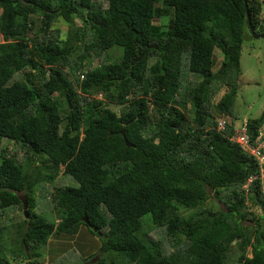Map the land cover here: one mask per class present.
Here are the masks:
<instances>
[{"label": "trees", "instance_id": "16d2710c", "mask_svg": "<svg viewBox=\"0 0 264 264\" xmlns=\"http://www.w3.org/2000/svg\"><path fill=\"white\" fill-rule=\"evenodd\" d=\"M249 24L264 35V0H0V218L20 213L0 264L81 228L80 264H264V195L241 190L256 161L229 141Z\"/></svg>", "mask_w": 264, "mask_h": 264}, {"label": "rangeland", "instance_id": "374dc122", "mask_svg": "<svg viewBox=\"0 0 264 264\" xmlns=\"http://www.w3.org/2000/svg\"><path fill=\"white\" fill-rule=\"evenodd\" d=\"M158 23L162 25H167L168 18H162L158 21ZM77 24L79 25L78 22ZM55 27L59 29L61 37H64L67 30L66 24L62 20H58L55 23ZM0 42H2L1 36H0ZM113 49H117V48H113ZM117 50L120 51V49ZM218 52H219L218 50H215V54H218ZM114 54L117 55V52L115 51ZM217 58L219 61L221 59V56L216 57V59ZM218 64L219 62L217 63V66ZM93 65L94 66L98 65L97 59L93 61ZM213 70L215 72L217 70V67L214 68ZM223 93L224 90L220 92L219 96H221ZM263 107H264V38L255 39L247 35L242 44L241 76L238 82V91L234 102V107L232 110V117L234 116V118H236L238 121H241L245 118L255 119L261 115ZM108 108L115 112H119L120 110V106H116V105H110ZM64 125H65V121L61 124L60 130L64 128ZM8 147H11L12 149L10 153L14 152L15 150L18 151L17 147L12 143H9ZM16 157L18 162L23 161V156L20 152L17 153ZM31 168L32 167L30 166L29 169ZM60 176L61 174L59 175V177ZM60 180H62V178H59L55 182V185L53 186H56L57 183L60 182ZM69 183L72 184L71 179H69ZM47 187H49L48 184L45 185L46 190L43 192V194L39 192L38 195H36L37 196L36 198L39 203L43 204L50 199V192L52 189L48 190L50 189V187L48 189ZM37 191H39L38 187H37ZM207 206H209V208L215 211L218 209L224 210V206H222L215 199L210 202V205ZM46 210H47L46 205H41L40 211L39 212L37 211V213L41 214L40 212H42V214L46 218L48 217L52 221L51 216L53 212L50 215V213H48V211L46 212ZM11 211L12 210L10 209L7 210L9 215L5 213V215H3L0 218L1 228L7 229L9 225H12V223L15 224L16 226L15 222L18 219H20L19 218L20 213L18 214V211H16V214H18L17 219H13L11 216L12 214H10ZM182 212H183V216H187L188 214H190V211L182 210ZM148 218L149 216H145L142 218V223H143L142 231L145 233H149L153 231V229L155 228V226L150 224L151 222L148 220ZM85 230L87 231V229L84 228L79 229V232L76 236L77 237L79 236L80 238L78 240L76 238L73 240V242H77L78 246L77 245L73 246L70 244L63 245L62 243L63 241L61 239H58L57 237H54L53 239L52 236L47 246L39 250V253L42 255V257L38 260L39 264H80L82 260L81 253L92 249L93 246H95L94 239L96 240L95 237H93L90 233L85 232ZM155 232H156V237L160 238L156 230ZM84 235L85 237H83ZM7 242H8L7 232L3 231V233H0V245L4 243L3 245L6 247ZM49 247L52 250L51 253L47 252V249ZM78 247H80V250L77 249ZM7 249H9V247H7ZM4 254L6 258L9 259V256L6 254V252ZM248 254L250 256V249L248 251ZM101 255L102 254H100L99 256ZM10 264H28V263L24 261L17 263L14 260L12 261L10 260ZM224 264H235V263H233L232 259H228V261H225Z\"/></svg>", "mask_w": 264, "mask_h": 264}, {"label": "built area", "instance_id": "2783aa9c", "mask_svg": "<svg viewBox=\"0 0 264 264\" xmlns=\"http://www.w3.org/2000/svg\"><path fill=\"white\" fill-rule=\"evenodd\" d=\"M224 122H219V128H224ZM235 135L231 139L236 142L238 146L244 151L251 155L258 168V174L248 180L244 185L245 192H248V187L253 180H257L260 185V190L264 195V126L258 130V134L254 139L247 133V125L243 124L237 127Z\"/></svg>", "mask_w": 264, "mask_h": 264}, {"label": "clouds", "instance_id": "9594fccd", "mask_svg": "<svg viewBox=\"0 0 264 264\" xmlns=\"http://www.w3.org/2000/svg\"><path fill=\"white\" fill-rule=\"evenodd\" d=\"M263 111H264V109H263ZM262 111V112H263ZM261 115H262V113H261ZM260 115V116H261ZM259 116V117H260ZM258 117V118H259ZM255 119H257V118H255ZM227 120H229L227 117L225 118V117H218L217 119H216V121H217V129L219 130V131H223L225 128H226V121ZM249 121V118H245V119H243V120H241V121H238L237 119L235 120V122H234V126H233V129H234V134H233V136H231V137H229V141L232 143V144H234L235 146H237L238 147V149L242 152V153H245V154H247L248 156H250V157H252L251 155H249L247 152H244L239 146H238V144L236 143V142H234V141H232L231 139L234 137V135H235V130L237 129V127H239L240 125H243V124H246L247 125V122ZM219 122H224V128L223 129H220L219 128ZM264 126V120H263V122L260 124V126L257 128V130H256V135L258 134V130L261 128V127H263ZM247 133L250 135V137L252 138V139H254L255 137H256V135H254V136H252L250 133H249V129L247 128ZM257 166V165H256ZM258 174V168H257V173H256V175ZM255 175V176H256ZM255 176H252V177H250L249 179H247V181L241 186V190L243 191V196H250V194H249V192H245V190H244V185L248 182V180H250L251 178H253V177H255ZM257 180H253L251 183H250V185H249V187L252 185V183L254 182H256ZM248 187V188H249ZM248 199H249V197H248Z\"/></svg>", "mask_w": 264, "mask_h": 264}, {"label": "water", "instance_id": "95a60500", "mask_svg": "<svg viewBox=\"0 0 264 264\" xmlns=\"http://www.w3.org/2000/svg\"><path fill=\"white\" fill-rule=\"evenodd\" d=\"M245 8H246V13H247V20H248V22H249V21H250V17L248 16V10H247V5H246V3H245ZM249 28H250V32H251V35H252L253 38H255V39L264 38V35L255 34L250 24H249ZM121 135L124 136V133L121 132ZM125 144H126L127 147H130V146H131V144L128 143L126 140H125ZM24 206L26 207V202H25V201H24ZM24 213H25V215H26V212H24ZM26 216H27V215H26Z\"/></svg>", "mask_w": 264, "mask_h": 264}, {"label": "crops", "instance_id": "0c3cea01", "mask_svg": "<svg viewBox=\"0 0 264 264\" xmlns=\"http://www.w3.org/2000/svg\"><path fill=\"white\" fill-rule=\"evenodd\" d=\"M263 109H264V107H263ZM263 111V110H262Z\"/></svg>", "mask_w": 264, "mask_h": 264}]
</instances>
